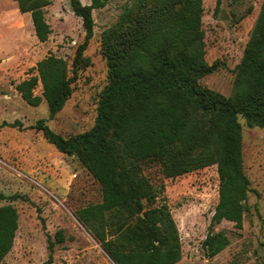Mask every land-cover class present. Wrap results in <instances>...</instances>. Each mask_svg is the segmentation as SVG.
<instances>
[{"label":"trees","instance_id":"1","mask_svg":"<svg viewBox=\"0 0 264 264\" xmlns=\"http://www.w3.org/2000/svg\"><path fill=\"white\" fill-rule=\"evenodd\" d=\"M16 1L22 14L31 15L39 42H47L52 33L47 9L53 0ZM70 1L86 32L73 65L51 54L38 62L37 75L16 86L31 106L45 100L51 118L65 107L78 70L87 62L84 53L95 34L94 10L111 0H91L90 5ZM143 1L150 5L145 7ZM140 2L136 15L134 9L127 11L126 29L104 39L109 83L94 127L68 138L45 120L34 128L60 153L76 156L100 184L102 202L77 210L75 216L114 264H178L183 258L164 185L150 181L147 164L159 165L172 179L217 166L219 202L203 243L207 257L214 258L229 245L214 226L227 221L241 229L249 210L240 119L248 128L264 129V0L229 97L202 82L219 68L218 62L206 61L203 0ZM39 84L43 97L36 94ZM2 127L22 128L19 121ZM18 229L17 209L1 206L0 264L11 252ZM48 242L53 253L56 243L64 242L63 231L56 234V242L51 237Z\"/></svg>","mask_w":264,"mask_h":264},{"label":"rangeland","instance_id":"2","mask_svg":"<svg viewBox=\"0 0 264 264\" xmlns=\"http://www.w3.org/2000/svg\"><path fill=\"white\" fill-rule=\"evenodd\" d=\"M90 5L91 0H81ZM141 0H111L93 12L95 34L78 70L73 93L63 110L50 117L44 100L29 105L17 84L37 75V64L53 54L73 65L76 51L85 42L82 19L70 0H53L47 9L52 33L45 43L36 37L30 14H22L16 0H0V207L13 205L19 214L14 246L3 264H114L98 241L77 220V210L102 202L100 184L76 156L60 153L34 127L40 120L63 137L91 130L101 95L109 83L103 42L125 30L127 11L140 10ZM263 0H203L206 61L219 63L202 82L227 97L233 94L237 66L260 14ZM146 3V4H145ZM148 7L150 3L144 2ZM127 21V23H126ZM107 37V38H108ZM41 84L36 94L43 97ZM19 121L22 128L2 127ZM243 126L245 172L250 181L243 226L227 221L214 231L229 239L227 248L208 258L203 248L219 202L217 166L177 178H166L159 165L147 164L145 174L155 185H164L172 215L179 229L183 258L178 264H264V129ZM17 197L15 201L11 197ZM64 242L49 250L48 238Z\"/></svg>","mask_w":264,"mask_h":264}]
</instances>
